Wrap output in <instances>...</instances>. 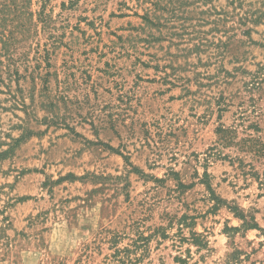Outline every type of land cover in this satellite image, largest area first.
I'll list each match as a JSON object with an SVG mask.
<instances>
[{"label": "rangeland", "instance_id": "rangeland-1", "mask_svg": "<svg viewBox=\"0 0 264 264\" xmlns=\"http://www.w3.org/2000/svg\"><path fill=\"white\" fill-rule=\"evenodd\" d=\"M4 150L0 264H105L99 232L142 211L196 216L210 250L152 239L140 264H264L240 218L264 229V0H0Z\"/></svg>", "mask_w": 264, "mask_h": 264}, {"label": "trees", "instance_id": "trees-1", "mask_svg": "<svg viewBox=\"0 0 264 264\" xmlns=\"http://www.w3.org/2000/svg\"><path fill=\"white\" fill-rule=\"evenodd\" d=\"M152 5H155V3L152 2ZM145 11L143 18L148 19L147 9H145ZM44 15V11L41 10L38 17L40 21H44ZM64 100L66 99L64 98ZM49 104L52 108L55 106L53 102H50ZM54 117L55 116H53V118ZM53 118H51V122L58 121V119L54 120ZM219 130L223 131V128H220ZM29 133L30 131L28 130L23 131L15 140H21ZM108 147L112 149V151H116L113 147ZM5 152L7 151H0V155ZM122 156L132 169H136L125 154H122ZM204 175L206 176L207 173L205 172ZM154 179L156 181L161 180L159 178ZM203 182L211 193L210 198L214 201L212 206H214V208L220 206L223 200L214 194L207 180H203ZM177 185L181 187L184 186L180 181H178ZM229 209L234 211L235 207L229 206ZM142 213V218L132 220L126 225V227L129 228L128 230H111L106 228L99 232L98 242L108 245L107 249L110 251L104 256L103 262L105 264H140L149 254L150 242L152 239H155L157 243L168 238L173 239V245L179 249L182 247L181 243L187 242L195 247V252H200L201 250H206V252H208L210 250L207 237L204 234L197 232L194 228L196 216L185 212L180 215L169 214L166 212L161 217L160 223L146 225L144 218L147 212L142 211ZM240 218L244 219L242 225L245 230L256 228L264 234V229L260 228L256 223L245 220L243 216H240ZM173 228H175V232L171 234L170 231ZM223 231L229 238H231L240 231V227L231 226L226 223ZM126 239L128 242L122 245V242ZM98 246L94 248H98ZM192 254L190 248H186L183 252L182 250H178V255L174 256V260L178 264H199L197 261L198 259L193 260ZM199 257H202V255ZM244 261H248L247 253L244 250L233 246L232 250L226 254L225 258L219 262H214L213 264H244Z\"/></svg>", "mask_w": 264, "mask_h": 264}]
</instances>
